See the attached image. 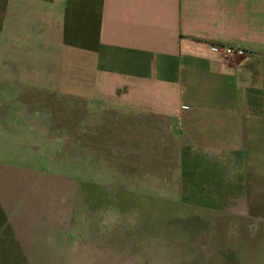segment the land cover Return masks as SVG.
I'll return each mask as SVG.
<instances>
[{
	"label": "crops",
	"instance_id": "crops-1",
	"mask_svg": "<svg viewBox=\"0 0 264 264\" xmlns=\"http://www.w3.org/2000/svg\"><path fill=\"white\" fill-rule=\"evenodd\" d=\"M77 98L146 182L70 163ZM0 264H264V0H0Z\"/></svg>",
	"mask_w": 264,
	"mask_h": 264
},
{
	"label": "rangeland",
	"instance_id": "rangeland-1",
	"mask_svg": "<svg viewBox=\"0 0 264 264\" xmlns=\"http://www.w3.org/2000/svg\"><path fill=\"white\" fill-rule=\"evenodd\" d=\"M75 104V125L70 126V131H75V138H69L73 148V152L70 149V163L77 168H92L93 176L101 169L107 171L108 176L119 171L125 181L131 180L133 163H139V167H135L136 173L141 182H146L149 161L147 118L132 116L107 105V101L94 98L91 102L77 98ZM71 114L72 111L70 124ZM90 116L91 125L87 123ZM134 133L141 141L140 148L133 142ZM139 193L146 196L147 191L141 189Z\"/></svg>",
	"mask_w": 264,
	"mask_h": 264
},
{
	"label": "built area",
	"instance_id": "built-area-1",
	"mask_svg": "<svg viewBox=\"0 0 264 264\" xmlns=\"http://www.w3.org/2000/svg\"><path fill=\"white\" fill-rule=\"evenodd\" d=\"M226 53H227V54H231V53H233V50H232L231 48H228V49L226 50Z\"/></svg>",
	"mask_w": 264,
	"mask_h": 264
}]
</instances>
